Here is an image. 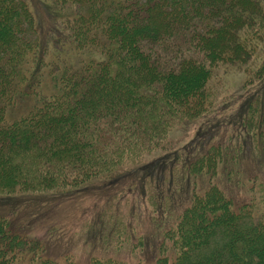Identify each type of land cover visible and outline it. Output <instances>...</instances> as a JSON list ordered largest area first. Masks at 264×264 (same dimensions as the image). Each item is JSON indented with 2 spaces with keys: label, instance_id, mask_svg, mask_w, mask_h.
Instances as JSON below:
<instances>
[{
  "label": "trees",
  "instance_id": "obj_1",
  "mask_svg": "<svg viewBox=\"0 0 264 264\" xmlns=\"http://www.w3.org/2000/svg\"><path fill=\"white\" fill-rule=\"evenodd\" d=\"M48 1L50 26L40 25L29 0H0V199L71 193L166 151L171 157L156 167L166 172L156 180L162 206L155 189L144 194L166 208L164 255L135 264H264V160L248 202L234 205L216 181L222 172L231 177L230 157L264 142V0ZM38 29L51 45L41 44ZM240 70L244 86L263 90L217 129L209 123L207 139L175 150L170 134L232 98L223 82ZM174 168L172 203L166 178ZM188 179L186 195L179 190ZM119 205L112 197L96 225L84 222L93 240L115 251L132 239ZM17 230L0 216V264H77L68 255L43 258L40 243Z\"/></svg>",
  "mask_w": 264,
  "mask_h": 264
},
{
  "label": "rangeland",
  "instance_id": "obj_2",
  "mask_svg": "<svg viewBox=\"0 0 264 264\" xmlns=\"http://www.w3.org/2000/svg\"><path fill=\"white\" fill-rule=\"evenodd\" d=\"M29 2L40 25L46 23V26H50L55 21V9L48 0H29ZM38 30L39 41L44 44L47 41L45 33ZM24 35L27 40L35 39V36L27 29H24ZM52 43L51 39L48 44ZM244 74L240 70L223 82L227 87L224 90L232 98L229 97L226 103L218 105L214 112L207 116L208 118L178 126L170 134L169 138L175 150H180L182 146H188V148L195 146L200 141L207 139L209 134H206V126H209V123L217 129L216 123L224 124L232 116L234 117L238 108L245 106L246 100L251 95L257 90H263V86H256L257 83L244 86ZM235 105L237 106L233 109ZM198 124L202 125L200 129ZM226 134L224 131L221 135H224L227 141L230 138V132L225 137ZM263 143H260L259 151L256 150V153L260 152L259 156L255 152H250L249 148H244L236 161L229 158L230 165L226 171L232 173L231 177L227 176L226 172L217 175L216 181L220 182V187L228 193L229 197H232L234 205L248 202L252 199V193L256 194V190L252 192L249 188L252 183L257 184L263 178L260 177L263 173L260 172L261 174L259 173L258 176L257 172L261 165L260 159L264 160ZM248 144L249 142L246 143V145ZM229 151L232 152L231 155L237 153L235 149ZM166 153L168 152L154 153L146 157L139 165L127 167L118 178L110 181H95L71 193L22 194L1 198L0 216L8 217L15 231L20 229V232H23L27 238L37 240L42 247L43 258L49 260L60 261L68 255L77 264H86L91 257L113 258L124 261L126 264H135L140 260L152 263L164 255L162 233L166 230L169 221L165 213L166 208L158 210L156 207V205L162 206V200L165 198V194L160 193L159 186L162 185V182L156 180L166 174L164 168L156 167L157 164L161 165L171 157ZM262 168H264V163ZM172 172H174L173 178L170 177ZM168 175L166 180L171 190L169 202L173 203L176 202L173 195L180 184L178 182L179 171L174 168V171H170ZM153 179L155 182L151 185L148 184V187L145 181L149 180L150 182ZM205 179L209 180V177H205ZM188 183L189 186H187V181L185 184H181L179 190H185L186 195L192 190L189 179ZM206 183L204 181V184ZM199 185L201 187L203 183L200 182ZM145 189L148 190L146 196L151 189H155L156 205L153 196L150 199L153 202L152 205L150 200L144 196ZM112 197H116L120 201L119 207L122 208L127 229L131 232L132 237L129 244H124L120 250L116 251L111 247L105 248L100 242L93 240V237L87 234L88 226L84 227L86 222L91 226L99 222L101 208ZM188 202L186 199L184 204ZM248 206L250 207L252 204ZM173 249L176 248L173 247ZM172 256L173 254L170 253L167 257L171 258Z\"/></svg>",
  "mask_w": 264,
  "mask_h": 264
}]
</instances>
